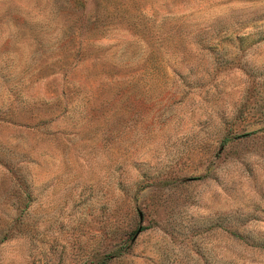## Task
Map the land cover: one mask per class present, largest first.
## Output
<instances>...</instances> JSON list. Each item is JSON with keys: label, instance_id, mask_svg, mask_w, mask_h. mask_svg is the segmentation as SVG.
Returning <instances> with one entry per match:
<instances>
[{"label": "rangeland", "instance_id": "rangeland-1", "mask_svg": "<svg viewBox=\"0 0 264 264\" xmlns=\"http://www.w3.org/2000/svg\"><path fill=\"white\" fill-rule=\"evenodd\" d=\"M0 264H264V0H0Z\"/></svg>", "mask_w": 264, "mask_h": 264}, {"label": "trees", "instance_id": "trees-1", "mask_svg": "<svg viewBox=\"0 0 264 264\" xmlns=\"http://www.w3.org/2000/svg\"><path fill=\"white\" fill-rule=\"evenodd\" d=\"M249 245H251V246H257V247H260V246L263 247V245H261V244H259L257 242H253V241H250Z\"/></svg>", "mask_w": 264, "mask_h": 264}]
</instances>
